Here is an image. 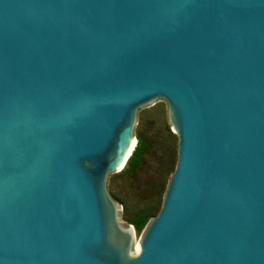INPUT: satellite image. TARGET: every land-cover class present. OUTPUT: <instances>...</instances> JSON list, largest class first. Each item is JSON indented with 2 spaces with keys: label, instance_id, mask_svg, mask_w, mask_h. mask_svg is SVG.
<instances>
[{
  "label": "water",
  "instance_id": "1",
  "mask_svg": "<svg viewBox=\"0 0 264 264\" xmlns=\"http://www.w3.org/2000/svg\"><path fill=\"white\" fill-rule=\"evenodd\" d=\"M162 107L137 246L109 183ZM0 264H264V0H0Z\"/></svg>",
  "mask_w": 264,
  "mask_h": 264
},
{
  "label": "rangeland",
  "instance_id": "2",
  "mask_svg": "<svg viewBox=\"0 0 264 264\" xmlns=\"http://www.w3.org/2000/svg\"><path fill=\"white\" fill-rule=\"evenodd\" d=\"M139 131L149 144L147 153L143 155V164L132 175L124 173L126 164L109 183L112 199L123 210L125 226L134 228L137 239L145 226L137 230L130 223L142 217L150 220L157 214L169 178L168 174L163 172L162 165L170 154L173 155V161H176L177 147V143L167 131L165 107L139 120L137 133ZM137 142L136 137V146Z\"/></svg>",
  "mask_w": 264,
  "mask_h": 264
},
{
  "label": "trees",
  "instance_id": "3",
  "mask_svg": "<svg viewBox=\"0 0 264 264\" xmlns=\"http://www.w3.org/2000/svg\"><path fill=\"white\" fill-rule=\"evenodd\" d=\"M137 138H138V142H137V146L134 150V154L128 160L127 165H126V169L124 171V173L127 175H132L135 171H137L141 167V165L143 164V161H144L143 155L145 153H147V151L149 149V144H148L147 140L144 138V136L141 134L140 131L137 133ZM164 160H165V163H164V165H162L163 166V172L165 171L166 174H168V176H169L174 169L176 161H173V155L172 154L167 155V157ZM164 189H165V187H164ZM148 220L149 219H147L146 217H142L139 220L133 221L130 224L133 225L137 230H141L146 225Z\"/></svg>",
  "mask_w": 264,
  "mask_h": 264
},
{
  "label": "bare ground",
  "instance_id": "4",
  "mask_svg": "<svg viewBox=\"0 0 264 264\" xmlns=\"http://www.w3.org/2000/svg\"><path fill=\"white\" fill-rule=\"evenodd\" d=\"M123 168H124V166L122 167V169H123ZM122 169H121V170H122ZM121 170H120V171H121ZM136 241H137V246H138V239H137V238H136Z\"/></svg>",
  "mask_w": 264,
  "mask_h": 264
}]
</instances>
